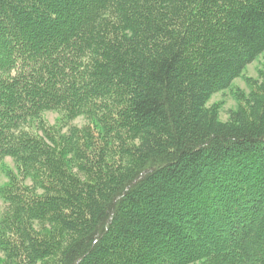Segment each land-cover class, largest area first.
<instances>
[{
  "label": "trees",
  "instance_id": "1",
  "mask_svg": "<svg viewBox=\"0 0 264 264\" xmlns=\"http://www.w3.org/2000/svg\"><path fill=\"white\" fill-rule=\"evenodd\" d=\"M263 53L264 0H0V264H264V82L208 106Z\"/></svg>",
  "mask_w": 264,
  "mask_h": 264
},
{
  "label": "rangeland",
  "instance_id": "2",
  "mask_svg": "<svg viewBox=\"0 0 264 264\" xmlns=\"http://www.w3.org/2000/svg\"><path fill=\"white\" fill-rule=\"evenodd\" d=\"M264 82V53L249 64L241 77L233 81L231 89L220 91L213 95L208 102V106L219 105L220 117L225 120L228 118V111L238 107L239 100L237 99V92L243 90L245 93H249L252 87H258L260 83ZM44 119L53 126L54 129L61 134L65 133L70 126H83L88 123V120L84 117H79L69 123L64 122L62 114L56 111L46 112ZM7 163L13 166V161L8 158ZM7 182V178L2 171H0V186ZM6 208V203L0 198V211Z\"/></svg>",
  "mask_w": 264,
  "mask_h": 264
}]
</instances>
